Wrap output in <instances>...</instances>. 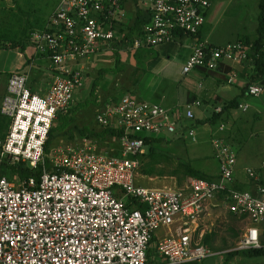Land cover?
I'll return each mask as SVG.
<instances>
[{"label": "built area", "instance_id": "obj_1", "mask_svg": "<svg viewBox=\"0 0 264 264\" xmlns=\"http://www.w3.org/2000/svg\"><path fill=\"white\" fill-rule=\"evenodd\" d=\"M136 2L146 15L131 35L122 18V0H57L43 26L28 32L33 54L48 60L40 91L27 83L29 62L24 70L7 74L0 98V114L7 118L0 137V163L5 165L0 171V264L198 262L212 253L204 234L213 232L216 220H226V214L245 221L234 249L261 245L264 185L250 166L243 170L253 190L231 185L235 152L223 137L209 139L217 161L213 177L188 175L183 182L158 185L140 180L147 177L138 169L147 138L184 127L195 141L187 120L194 119L197 98L167 107L124 92L94 112L95 123L110 130L114 151L97 149L95 138L80 135L44 148L56 112L73 103L94 52L152 48L188 35L193 39L181 73L250 59L251 41L211 43L198 35L208 0ZM22 50L16 51L18 57ZM225 75L227 82L235 77L232 69ZM244 87L253 96L263 89L250 78ZM246 105L238 103L242 109ZM18 163L37 169V176L20 178L16 168L10 170Z\"/></svg>", "mask_w": 264, "mask_h": 264}, {"label": "rangeland", "instance_id": "obj_2", "mask_svg": "<svg viewBox=\"0 0 264 264\" xmlns=\"http://www.w3.org/2000/svg\"><path fill=\"white\" fill-rule=\"evenodd\" d=\"M208 1L209 6L205 10L206 20L208 22L206 29L208 36L212 40L224 42L235 39L244 40V35L250 38L253 37L256 24L255 16L257 12V0ZM34 7H36V10L33 9ZM131 9V0H124L123 16L125 18H131ZM45 11L46 10L42 4L40 2L37 3L36 0H0L1 74L7 73L6 70L15 69V65L22 61V58L16 57L15 49L18 48V45L11 44L12 38H21L23 41L25 40L24 35H28L30 30L41 28L47 14L43 17L41 15H44ZM32 51V47L28 44L26 54L30 56V52ZM131 51L132 50H119L117 52V50L114 49H107L105 51L101 50L94 52L90 55V62L93 65L87 63L88 65L85 69V77L82 80V84L73 92V103L68 108L61 111L66 112L68 109L69 112H67L68 115L71 116V119L62 122L61 127H59L57 118H53L51 124H54L55 126L47 144L69 143L76 140L80 135L86 136L88 140L95 138L93 140L95 141L94 143L97 149L112 151L116 149L117 144L115 140L108 137L107 134H98L97 137H90L85 134H79L76 128L80 126L98 127L94 121V112L103 101H106L109 98L114 99L121 93L128 91L134 96L136 95L134 89L128 90V88L130 89L133 87V83H135L134 80H136L135 68L131 67L136 56H133V52ZM35 56H38L36 59L40 58V61L46 62L48 60L45 55ZM89 58H87V60ZM245 62L250 64V70L248 72V76L250 77L253 72L252 65L250 60ZM42 63L43 62L40 64L42 65ZM30 70L32 74L35 72V68ZM98 74L100 75L99 81H93ZM101 79H103L102 82H100ZM247 99L254 104H261L260 101L264 103V85L259 95H248ZM148 100H150V98H148ZM247 110H249V107ZM193 120L194 119H188L187 122H193ZM5 122L6 120L0 117V136L5 131ZM193 127L195 131V141H191L183 127L182 130L176 134L173 132L162 131L154 137L153 143L158 146V149L162 151L164 150L172 155L170 158L172 164H175L178 158H182L191 166L195 167L197 162L192 163L190 161L191 154H201L203 151L205 153L209 151L208 142L202 141V138L206 137V135L202 137L201 133L203 132L200 130L203 128L206 129V132L208 129L212 130L214 124L211 123L210 125L201 127L200 124L195 123ZM69 132L71 133L70 135L68 134ZM161 138H163L164 141ZM258 141L262 145L264 143V136L259 137ZM261 154L264 156V151H261ZM145 160L146 158L144 157L141 164L144 163L143 161ZM169 164L170 163H158L156 167L162 170L161 174L143 173L151 178L141 176V182L144 184L158 185L162 183H171L173 181L176 183L185 181L188 175H183L179 171L172 173L170 171L171 165ZM216 222L217 225H215L214 231L210 233V237L206 243L212 253L198 262H188L183 264H223L224 262L225 264H264V255H243L239 253L230 255L228 260L224 261L225 251L234 249L233 247L237 236L239 235L242 225L245 224V221L226 214V220H216ZM263 238L264 234L261 239ZM152 240L151 243L153 244Z\"/></svg>", "mask_w": 264, "mask_h": 264}, {"label": "crops", "instance_id": "obj_3", "mask_svg": "<svg viewBox=\"0 0 264 264\" xmlns=\"http://www.w3.org/2000/svg\"><path fill=\"white\" fill-rule=\"evenodd\" d=\"M36 1L37 3L40 2L46 10L45 14L41 15L42 17L48 14L57 2V0ZM123 2L124 0H122L121 4L122 13ZM131 3V18L128 19L122 16L125 27L130 24L134 16L135 8L133 0H131ZM33 9L36 10V7ZM207 23L205 13L198 35L201 38H206L211 43H223L212 40L208 36ZM192 39L191 36L180 35L177 40L162 42L152 48H137L132 50V55L136 56V59L131 67L135 68L136 80H134L133 87L128 88V90L134 89L137 98H150L151 101L167 107H180L183 103L197 98L199 104L192 108L194 120L196 119L194 122L200 124L201 127L212 123L214 127L212 130L208 129L207 132L205 128L200 130L203 132L201 133L202 137L206 135V137L202 138V141L208 142L209 151L207 153L203 151L201 154L192 153L190 161L192 163L197 162V165L194 164L195 167L210 178L213 177L217 170V161L213 156L209 139L215 136L223 137L235 152L231 185L236 188H250L253 190L254 186L243 169L245 166H250L256 170L259 182L264 185V156L261 154V151H264V143L261 145L258 141L259 137L264 136V103L260 101L261 104H254L247 99L249 94L245 92L244 86L250 78L248 76L250 64L245 61L234 63L221 61L215 70L194 67L186 73H181L180 65L190 50ZM28 44L26 42V46L22 50L23 56L19 57L22 58L21 63L18 62L14 67L15 69L6 70L7 73L5 74L0 73V98L4 93L7 74L12 70H24L28 67L29 62H31V65L28 72V85L35 91H40L43 88L45 83L43 71L46 70L47 61H40V58L36 59L38 56H35L33 51L30 52V56L26 54ZM29 46L32 47L30 44ZM17 50L20 49H15V52ZM16 57H18L17 54ZM41 62H43L42 65L40 64ZM86 63L92 64L90 58ZM30 67L35 68L33 74L30 72V69H32ZM229 69H232L235 73V77L231 82L226 81L225 75ZM102 81L103 79L100 80V82ZM129 93L131 94L130 91ZM231 98L235 99L234 106H228L218 111L214 110L215 106H219L220 108L224 102ZM242 102L247 104L244 109L238 106V103ZM248 107L249 110H247ZM211 115H217V119L210 121L208 117ZM0 117L5 119V116L1 114ZM194 122L192 127L195 124ZM220 122L223 123V127L218 129L217 125ZM259 230L261 239L264 234V223L259 225Z\"/></svg>", "mask_w": 264, "mask_h": 264}, {"label": "trees", "instance_id": "obj_4", "mask_svg": "<svg viewBox=\"0 0 264 264\" xmlns=\"http://www.w3.org/2000/svg\"><path fill=\"white\" fill-rule=\"evenodd\" d=\"M133 5L135 8V12H134V16H133V20L130 22V24L127 25L126 29L128 31V34L131 35V32L133 31V29L135 27H137V25L142 22L144 20V16L146 15V12L144 9H142L138 3L136 2V0H133ZM257 6V12H256V24H255V29H254V35L253 37H248L246 35H244V40L247 41H251L252 45L250 47V50L247 53V56L250 58V63L252 65V69L253 72L251 73L250 78L251 79H258L260 81V83L262 85H264V0H257L256 3ZM32 28V27H30ZM27 35H24V39L25 40H21V38H12V45H18V49L22 50L25 46H26V37ZM243 40V39H242ZM138 49H144V48H138ZM256 53V55L254 54ZM99 77L100 75L98 74V76H96L95 79H93V81H99ZM128 91V90H127ZM129 92V91H128ZM235 105V99L231 98L229 100H227L226 102H224L220 109H225L228 106H234ZM62 110H58L55 117L58 120V126L61 127L62 122L65 121H69L71 119V116L68 115V109L66 110V112H61ZM68 111V112H67ZM4 116V115H3ZM54 117V118H55ZM208 119L210 121L217 119V115H211L208 117ZM5 128H6V124H7V118L5 117ZM196 121L193 120V122ZM192 122V124H193ZM195 123V122H194ZM54 124H51L49 130H48V134H47V138L44 144V148H46L49 144H47V142L49 141L52 133H53V129H54ZM77 132L79 134H85L88 135L90 137H97L98 134H107V136L109 137L108 134H111L110 130H108L105 127H85V126H80L76 128ZM4 134V132H3ZM3 134H1V136H3ZM69 135L71 134L70 132L68 133ZM0 136V137H1ZM154 138H147V146L145 148V152L142 156L141 162L144 159V157L146 158L145 161H143L144 163H140L139 165V171L142 173H146V174H150V173H155V174H161L162 170L158 169L156 167V165L158 163H170L169 165H171L170 171L172 173H176L177 171H179L180 173H182L183 175H190V176H197V177H203V178H210L208 175L204 174L202 171H200L198 168L191 166L188 162H186L185 160H183L182 158H178L175 162V164H172V162L170 161V158L172 157V155H170L168 152L166 151H162L160 149H158L156 146V144L154 145L153 143ZM158 143V142H157ZM17 169L19 176L21 178H24L27 174L33 173L35 176H37V172L38 170L35 169L33 172L30 171L27 166L18 163L16 164V166H10V170H14ZM5 169V165L0 163V171L3 172ZM11 172V171H10ZM210 237L209 233H205L203 236V241L204 243H207L208 239ZM261 245L259 247H249V248H236V249H230L225 251V260H228L229 256L232 254H243V255H264V239L260 241ZM150 261V260H148ZM188 263V262H185ZM183 264V263H181ZM225 264V262L223 263Z\"/></svg>", "mask_w": 264, "mask_h": 264}]
</instances>
